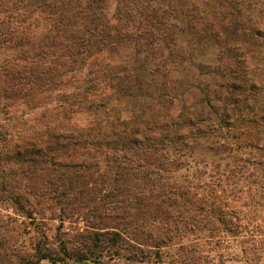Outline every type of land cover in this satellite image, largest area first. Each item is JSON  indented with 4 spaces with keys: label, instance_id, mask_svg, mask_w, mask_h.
I'll return each mask as SVG.
<instances>
[{
    "label": "trees",
    "instance_id": "1",
    "mask_svg": "<svg viewBox=\"0 0 264 264\" xmlns=\"http://www.w3.org/2000/svg\"><path fill=\"white\" fill-rule=\"evenodd\" d=\"M109 2L0 0V73L4 79L0 86V200L7 199L29 219L33 215L26 202L31 201L12 186L6 175L10 163L25 166L23 173L38 171L41 176L53 175L67 182L76 181L72 176L77 173L85 180L100 177L107 198L96 207V213L100 211L101 216L104 211L106 217L119 220L129 213L124 198L134 200L141 211L149 206L151 197L164 190L166 161L173 149L185 148V156L192 157L203 148L213 159L223 149L231 153L226 139L245 118L240 113L245 109H260V115L251 120L258 128L264 125V0H117L115 19L109 15ZM179 29L191 43H214L219 55L216 64H195L193 51L185 47V100L177 117L162 94L157 99L149 83L125 78L129 84L119 88L130 97L133 116L118 126L113 122L112 127L106 125L102 117L84 128L63 121L54 133L41 130L11 142L7 132L1 131L7 102L32 98L37 92L57 94V101L63 100L61 108L68 105L63 112L67 117L77 110L109 111L95 97L107 92L106 81L116 87L120 73L113 72V65H121L125 54L141 51L144 60L151 62L154 56L165 57L168 50L167 58L175 62L177 46L171 48L169 43ZM217 77L226 81L219 84L214 80ZM163 94L169 95L167 90ZM42 123L44 126V120ZM66 146L94 149L95 161L72 165L60 160L57 152ZM227 182V171L217 175L214 191H224ZM190 188L185 179L186 230L198 223L190 215L192 211L217 214L216 220L231 228L216 197L210 199V195L198 205L189 199ZM42 237L33 251H23L12 241L9 228L4 231L0 226V256L9 251V259L0 264H57L66 259L76 264H104V256H119L126 248L118 227L86 230L72 246L61 242L59 251L48 246L44 234Z\"/></svg>",
    "mask_w": 264,
    "mask_h": 264
},
{
    "label": "rangeland",
    "instance_id": "2",
    "mask_svg": "<svg viewBox=\"0 0 264 264\" xmlns=\"http://www.w3.org/2000/svg\"><path fill=\"white\" fill-rule=\"evenodd\" d=\"M116 3L117 0H110L108 4L112 19H115L113 14ZM190 41V37L185 36L180 29L173 34L169 45L171 48L177 46L175 62L167 58L168 50L165 51V57L154 56L151 62L144 60L145 54L142 51L125 54L120 59L121 65H113V72L120 73L116 87L111 88L106 81L107 92L95 97L103 100L109 108L107 112L77 110L76 113L68 112V119L63 115L66 108L68 111V105L61 108L63 100L57 101V94L55 97L37 92L32 98L7 102L8 107L1 116V131L7 132L11 142L41 130L54 133L63 121L73 127L84 128L95 124V118L102 117L107 120L106 125L112 127L110 123L113 122L118 126L133 116L131 99L123 92V87L119 88L129 84L124 81L125 78H138L149 83L157 99L162 94L167 100L166 104L171 107L172 115L177 117L185 100V47L194 53L192 63L210 65L218 61L219 53L214 43L196 44ZM187 65H191V62H187ZM2 77L0 73V86L4 81ZM207 80L210 81V77ZM214 80L219 84L226 81L222 77ZM163 90H167L169 95H164ZM261 99V103H264V95ZM259 111H240L245 118L229 132L226 139L231 153L223 149L219 154L214 153L217 156L213 159V154L203 148L196 150L192 157L185 156V148L170 151L172 162L170 159L166 161L164 190L158 197H151L147 202L149 206L143 207L141 211L135 207L134 200L128 202L124 198L129 213L119 220L106 217L104 211L101 216L100 211L96 213V207L102 206L104 198H107L100 177L85 180L79 173L75 174L73 168L76 176L70 175L66 179L72 176L76 181L67 182L53 175L41 176L38 171L33 173L27 169L28 172L23 173L25 166L10 163L6 167V175L12 180V186L30 199L31 202H26V209L31 211L33 219L27 218L24 212L17 210L7 199L0 200V226L4 231L9 228L12 241L28 252L34 250L37 242L43 238L42 234L48 239V246L59 251L61 242L72 246L86 230L118 227L126 239V248L121 249L119 256H104V264H264V125L258 128L251 120ZM95 154L94 149L78 146H66L57 152L60 160L73 162L72 165L94 162ZM226 171L228 182L225 183V190L215 192L214 181L217 175L221 177ZM185 179H188L191 187V194L188 195L191 202L200 205L201 199L213 195L210 199L217 198V203L227 213L225 216L231 223L227 225L231 228L216 220L217 214H198L192 211L190 215L195 216L198 223L185 229ZM7 197L8 194L5 195ZM145 231L150 232L153 238L147 237ZM157 238L162 239L155 241ZM1 247L0 239V253L3 252ZM8 259L7 250L0 256V261L5 263ZM38 264L51 263L42 261ZM57 264L76 263L66 259Z\"/></svg>",
    "mask_w": 264,
    "mask_h": 264
}]
</instances>
